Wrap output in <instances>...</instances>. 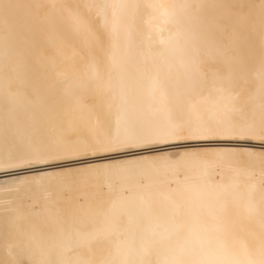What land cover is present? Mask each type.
Segmentation results:
<instances>
[{
	"label": "bare ground",
	"instance_id": "6f19581e",
	"mask_svg": "<svg viewBox=\"0 0 264 264\" xmlns=\"http://www.w3.org/2000/svg\"><path fill=\"white\" fill-rule=\"evenodd\" d=\"M15 171L0 264H264V0H0Z\"/></svg>",
	"mask_w": 264,
	"mask_h": 264
},
{
	"label": "rangeland",
	"instance_id": "374dc122",
	"mask_svg": "<svg viewBox=\"0 0 264 264\" xmlns=\"http://www.w3.org/2000/svg\"><path fill=\"white\" fill-rule=\"evenodd\" d=\"M209 145V144H211V142H209V144L207 143V142H185V143H179V144H172V145H170V146H168V147H170V148H181V146L182 147H188V146H200V145ZM213 144V143H212ZM239 144H243V143H239ZM174 145V146H173ZM261 145H263V144H260V145H258V146H261ZM30 170V169H29ZM20 172H22V171H20ZM17 174H20V173H18V172H6V173H0V178H5V177H9L10 175L11 176H13V175H17Z\"/></svg>",
	"mask_w": 264,
	"mask_h": 264
}]
</instances>
